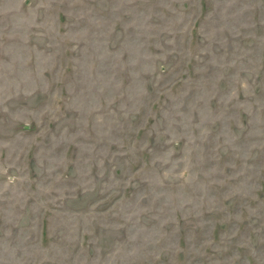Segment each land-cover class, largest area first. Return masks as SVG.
Instances as JSON below:
<instances>
[{
    "label": "rangeland",
    "instance_id": "rangeland-1",
    "mask_svg": "<svg viewBox=\"0 0 264 264\" xmlns=\"http://www.w3.org/2000/svg\"><path fill=\"white\" fill-rule=\"evenodd\" d=\"M0 264H264V0H0Z\"/></svg>",
    "mask_w": 264,
    "mask_h": 264
}]
</instances>
